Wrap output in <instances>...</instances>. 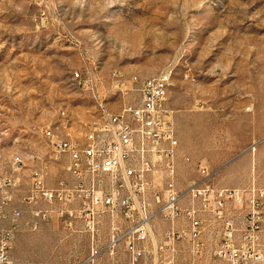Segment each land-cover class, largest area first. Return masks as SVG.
I'll list each match as a JSON object with an SVG mask.
<instances>
[{
    "label": "rangeland",
    "instance_id": "obj_1",
    "mask_svg": "<svg viewBox=\"0 0 264 264\" xmlns=\"http://www.w3.org/2000/svg\"><path fill=\"white\" fill-rule=\"evenodd\" d=\"M75 71L86 84L73 80ZM163 72L171 73L178 187L198 178L197 163L218 170V187H246L253 177L264 187V143L254 163L243 153L264 136V0H0V175L25 160L13 264H83L92 234L105 243L107 213L94 232L85 221L69 228L64 218L25 226L35 207L21 200L36 173L45 170L49 187L71 182L67 157L43 131L81 139L101 106L119 113L139 103L131 78ZM116 262L126 264L123 249Z\"/></svg>",
    "mask_w": 264,
    "mask_h": 264
},
{
    "label": "built area",
    "instance_id": "obj_2",
    "mask_svg": "<svg viewBox=\"0 0 264 264\" xmlns=\"http://www.w3.org/2000/svg\"><path fill=\"white\" fill-rule=\"evenodd\" d=\"M114 76L125 86L121 73ZM73 77L86 84L79 71ZM130 83L140 100L127 104L125 115L101 106L97 122L85 124L81 139L43 131L48 146L67 157L64 168L71 182L60 180L49 187L45 170L36 173L21 200L35 207L25 226L38 230L44 222L64 218L69 228L85 221L94 232L96 218L110 214L107 240L101 245L92 234L83 264H100L104 256L115 262L121 249L126 264H264V187L255 177L246 187H218V170L197 163L198 178L179 188L169 74L131 78ZM262 143L264 136L243 152L252 155L253 163ZM184 160L191 163L189 157ZM24 167L22 159L13 173L0 175V264H13L10 253L23 214L16 201ZM160 223L165 227H158Z\"/></svg>",
    "mask_w": 264,
    "mask_h": 264
},
{
    "label": "bare ground",
    "instance_id": "obj_3",
    "mask_svg": "<svg viewBox=\"0 0 264 264\" xmlns=\"http://www.w3.org/2000/svg\"><path fill=\"white\" fill-rule=\"evenodd\" d=\"M161 74H169V82H170V84H171V73H169V72H163V73H161ZM161 74H159V75H157V76H154V77H149V78H156V77H159ZM140 78H141V77L136 76V77H134L133 79H140ZM73 80L77 81V80H79V79H76V78L73 77ZM167 98H168V91H167ZM125 111H127V105H125V106L121 109V111L118 113V115H125ZM96 122H97V118H95V120L90 121V122H88V123H96ZM20 160H22V159H18V161H16V163L20 162ZM16 163H15V164H16Z\"/></svg>",
    "mask_w": 264,
    "mask_h": 264
},
{
    "label": "crops",
    "instance_id": "obj_4",
    "mask_svg": "<svg viewBox=\"0 0 264 264\" xmlns=\"http://www.w3.org/2000/svg\"><path fill=\"white\" fill-rule=\"evenodd\" d=\"M77 222H78V221H77ZM77 222H76V223H77ZM88 256H89V253H88ZM88 256H87V258H88ZM119 256H120V254H119ZM119 256H118L117 258H119ZM107 257H108V256H107ZM87 258H86V259H87ZM86 259H85V260H86ZM108 259H110V258H108ZM84 262H85V261H84ZM109 262H110L111 264H116V263H117L116 261H115V262H112L111 260H110Z\"/></svg>",
    "mask_w": 264,
    "mask_h": 264
}]
</instances>
